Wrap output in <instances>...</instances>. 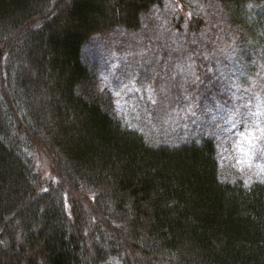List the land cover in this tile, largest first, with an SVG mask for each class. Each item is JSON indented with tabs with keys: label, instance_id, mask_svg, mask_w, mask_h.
I'll use <instances>...</instances> for the list:
<instances>
[{
	"label": "trees",
	"instance_id": "16d2710c",
	"mask_svg": "<svg viewBox=\"0 0 264 264\" xmlns=\"http://www.w3.org/2000/svg\"><path fill=\"white\" fill-rule=\"evenodd\" d=\"M161 3L0 0V264H264V182L223 183L212 139L150 146L76 92L83 46ZM216 5L208 78L264 95V0Z\"/></svg>",
	"mask_w": 264,
	"mask_h": 264
},
{
	"label": "rangeland",
	"instance_id": "374dc122",
	"mask_svg": "<svg viewBox=\"0 0 264 264\" xmlns=\"http://www.w3.org/2000/svg\"><path fill=\"white\" fill-rule=\"evenodd\" d=\"M216 1L162 0L139 30L92 38L82 49L88 75L76 92L139 130L150 146L212 139L223 183L264 182V95L251 97L248 85L234 77L220 86L208 78L214 67L203 57L210 48L202 46ZM242 70L234 76L244 80ZM257 72L248 70L253 78ZM31 154L42 174L53 178L48 157Z\"/></svg>",
	"mask_w": 264,
	"mask_h": 264
}]
</instances>
